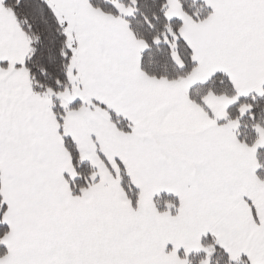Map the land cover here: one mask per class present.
<instances>
[{
	"label": "snow or ice",
	"instance_id": "6c2138e0",
	"mask_svg": "<svg viewBox=\"0 0 264 264\" xmlns=\"http://www.w3.org/2000/svg\"><path fill=\"white\" fill-rule=\"evenodd\" d=\"M0 264H264V0H0Z\"/></svg>",
	"mask_w": 264,
	"mask_h": 264
}]
</instances>
